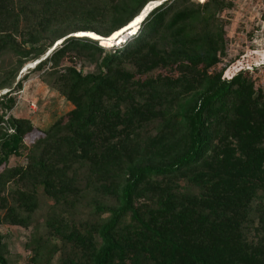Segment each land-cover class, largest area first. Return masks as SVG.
Segmentation results:
<instances>
[{
  "label": "trees",
  "instance_id": "obj_1",
  "mask_svg": "<svg viewBox=\"0 0 264 264\" xmlns=\"http://www.w3.org/2000/svg\"><path fill=\"white\" fill-rule=\"evenodd\" d=\"M223 6L0 0V225H33L29 264H264V86L217 69ZM31 72L73 108L27 144Z\"/></svg>",
  "mask_w": 264,
  "mask_h": 264
},
{
  "label": "rangeland",
  "instance_id": "obj_2",
  "mask_svg": "<svg viewBox=\"0 0 264 264\" xmlns=\"http://www.w3.org/2000/svg\"><path fill=\"white\" fill-rule=\"evenodd\" d=\"M223 1L224 6L220 18L227 39V47L226 56L221 58L217 64V69L220 70L225 64L240 57H248L250 65L252 58L257 57L254 51L256 48L254 38L259 31L264 32V20L262 19L264 0ZM79 36L82 35L79 34ZM120 44L122 43H117V45ZM112 46L116 45L113 44L108 47ZM34 64H27L20 71L19 77L26 73V69L32 68ZM86 70L88 69L86 68ZM3 93L5 91L0 92V94ZM16 98V106L11 112L12 115L29 119L35 127L34 134L25 139L27 144L32 141L34 135L39 133V130L47 128L58 118H65L68 111L73 108V105L57 91L50 89L41 81L38 72L29 73L28 79L23 82V88ZM25 161L23 155L14 154L10 156L8 166L21 165ZM32 227L33 225L25 228L8 223L0 225L3 241L8 246V257L13 264H29L26 244L32 236ZM56 260L57 258H55ZM55 261L54 264H56Z\"/></svg>",
  "mask_w": 264,
  "mask_h": 264
},
{
  "label": "built area",
  "instance_id": "obj_3",
  "mask_svg": "<svg viewBox=\"0 0 264 264\" xmlns=\"http://www.w3.org/2000/svg\"><path fill=\"white\" fill-rule=\"evenodd\" d=\"M195 1L203 4L207 0ZM254 44L256 46L254 51L256 52L257 57L252 58V62L250 65L248 64L247 70L260 86H264V32L259 31L257 33L254 38Z\"/></svg>",
  "mask_w": 264,
  "mask_h": 264
},
{
  "label": "bare ground",
  "instance_id": "obj_4",
  "mask_svg": "<svg viewBox=\"0 0 264 264\" xmlns=\"http://www.w3.org/2000/svg\"><path fill=\"white\" fill-rule=\"evenodd\" d=\"M155 4H157V2H155V3H153V5H155ZM149 5V4H148ZM147 8V7H146ZM148 9H149V7H148ZM148 9H146L143 13H142V15L139 17V18H137L135 21H133L132 22V24H130V27L131 28H129L130 30L132 29V32L130 33V34H133V33H135L136 31H137V29L139 28V24H140V22H141V20L143 19V17L146 15V13H147V11H148ZM125 30L126 29H128V27L127 28H124ZM124 29L123 30H121V31H119V32H116L113 36H111L110 38H108V39H103V38H100V42H101V45H103V46H111V45H113L114 43H113V40L116 38V37H120L124 32ZM95 37H97V36H95ZM122 42V39L119 41V43H121ZM115 45V44H114Z\"/></svg>",
  "mask_w": 264,
  "mask_h": 264
},
{
  "label": "water",
  "instance_id": "obj_5",
  "mask_svg": "<svg viewBox=\"0 0 264 264\" xmlns=\"http://www.w3.org/2000/svg\"><path fill=\"white\" fill-rule=\"evenodd\" d=\"M128 29H126V30H124L123 32V34L118 38V37H116L114 40H113V43L115 44V45H117V43H119V41L122 39V42L121 43H124L127 39H128V37H130L131 35H133V34H135V33H133V34H130L131 32H132V29L130 30L129 28H131L130 27V24H128ZM103 38V37H102ZM108 38H110V37H108ZM108 38H103V39H108Z\"/></svg>",
  "mask_w": 264,
  "mask_h": 264
},
{
  "label": "snow or ice",
  "instance_id": "obj_6",
  "mask_svg": "<svg viewBox=\"0 0 264 264\" xmlns=\"http://www.w3.org/2000/svg\"><path fill=\"white\" fill-rule=\"evenodd\" d=\"M80 35H90V34L81 33ZM96 39H99V37H96Z\"/></svg>",
  "mask_w": 264,
  "mask_h": 264
}]
</instances>
